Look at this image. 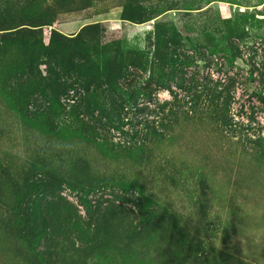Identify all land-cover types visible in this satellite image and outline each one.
Instances as JSON below:
<instances>
[{
    "label": "rangeland",
    "instance_id": "obj_1",
    "mask_svg": "<svg viewBox=\"0 0 264 264\" xmlns=\"http://www.w3.org/2000/svg\"><path fill=\"white\" fill-rule=\"evenodd\" d=\"M0 264H264V0H0Z\"/></svg>",
    "mask_w": 264,
    "mask_h": 264
},
{
    "label": "trees",
    "instance_id": "obj_2",
    "mask_svg": "<svg viewBox=\"0 0 264 264\" xmlns=\"http://www.w3.org/2000/svg\"><path fill=\"white\" fill-rule=\"evenodd\" d=\"M83 90H85V92H87V91L90 90V87L87 86V87H86L85 89H83ZM68 92H69V91H67V90L63 91L64 95L69 96Z\"/></svg>",
    "mask_w": 264,
    "mask_h": 264
}]
</instances>
